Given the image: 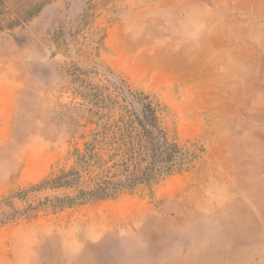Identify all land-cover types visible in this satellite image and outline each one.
Instances as JSON below:
<instances>
[{
	"label": "rangeland",
	"instance_id": "374dc122",
	"mask_svg": "<svg viewBox=\"0 0 264 264\" xmlns=\"http://www.w3.org/2000/svg\"><path fill=\"white\" fill-rule=\"evenodd\" d=\"M193 7L195 41L166 23ZM0 21V264H264V0H3ZM128 91L183 166L66 204L44 182L128 120Z\"/></svg>",
	"mask_w": 264,
	"mask_h": 264
},
{
	"label": "trees",
	"instance_id": "16d2710c",
	"mask_svg": "<svg viewBox=\"0 0 264 264\" xmlns=\"http://www.w3.org/2000/svg\"><path fill=\"white\" fill-rule=\"evenodd\" d=\"M2 6L3 0H0V12ZM18 23L19 20L11 21L8 26H17ZM4 29L6 26L0 21V32ZM125 95L132 108L128 120L117 125L111 137L88 143L85 151L77 154V168L62 171L44 182L43 185L54 188L74 189L75 197L69 198L66 204L106 199L138 184L150 183L183 166V151L168 139L154 104L142 95L129 91ZM117 159L118 174H112L106 166ZM93 168L99 170L95 177H91Z\"/></svg>",
	"mask_w": 264,
	"mask_h": 264
},
{
	"label": "clouds",
	"instance_id": "9594fccd",
	"mask_svg": "<svg viewBox=\"0 0 264 264\" xmlns=\"http://www.w3.org/2000/svg\"><path fill=\"white\" fill-rule=\"evenodd\" d=\"M209 15L207 10L193 7L182 14L169 13L166 23L178 35L195 41L208 28L206 17ZM89 242H95L90 241ZM82 251V249H81Z\"/></svg>",
	"mask_w": 264,
	"mask_h": 264
}]
</instances>
